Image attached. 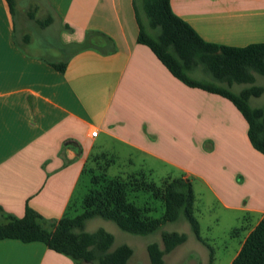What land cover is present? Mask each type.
Segmentation results:
<instances>
[{
  "label": "crops",
  "instance_id": "crops-1",
  "mask_svg": "<svg viewBox=\"0 0 264 264\" xmlns=\"http://www.w3.org/2000/svg\"><path fill=\"white\" fill-rule=\"evenodd\" d=\"M170 3L208 42L264 43V0ZM44 4L31 14L37 18L41 10L61 20L63 44H35L25 30V48L14 8L0 0V207L21 217L29 205L59 220L78 199L90 154L109 152L147 173L148 162L164 164L193 190L199 182L224 208L261 213L247 237L264 215V154L252 146L248 123L232 101L188 86L138 42L135 0ZM88 34L112 43L82 49ZM59 61L67 62L64 72L51 64ZM0 264L78 263L44 242L4 238Z\"/></svg>",
  "mask_w": 264,
  "mask_h": 264
},
{
  "label": "trees",
  "instance_id": "trees-1",
  "mask_svg": "<svg viewBox=\"0 0 264 264\" xmlns=\"http://www.w3.org/2000/svg\"><path fill=\"white\" fill-rule=\"evenodd\" d=\"M8 2L13 10L14 0ZM136 11L138 42L147 45L170 72L188 86L220 94L232 101L248 123L252 146L264 154V104L259 107L250 105L252 97H259L264 92V87L255 83L256 74L264 76V43L238 47L208 42L174 13L170 0H144L147 25L141 19L137 6ZM31 19L41 27H46L53 20L51 15L43 20L33 14ZM103 36L112 43L109 37ZM90 46L87 37L81 48ZM51 64L60 72L67 68L66 61ZM199 66L212 78L194 77L192 74ZM235 84L244 86L235 92L232 90ZM149 175L128 164H120L112 153H92L82 176L86 191L81 198L71 200L59 220H47L29 205L21 217L0 207V239L41 241L50 249L70 256L78 264H127L133 248L120 244L111 249L114 235L103 228L87 231L89 219L102 217L114 221L124 231L145 235L184 216L197 238L205 243L194 214L196 196L191 181L182 176H167L158 183ZM139 192L142 197L162 203L160 217L151 216L154 209L147 204H139L132 197L133 193L136 196ZM187 238L186 233L163 231L161 243L154 241L147 246L151 264H164L165 254L186 242ZM212 260L213 251L210 262ZM231 264H264V215L251 229Z\"/></svg>",
  "mask_w": 264,
  "mask_h": 264
},
{
  "label": "rangeland",
  "instance_id": "rangeland-1",
  "mask_svg": "<svg viewBox=\"0 0 264 264\" xmlns=\"http://www.w3.org/2000/svg\"><path fill=\"white\" fill-rule=\"evenodd\" d=\"M46 0H14V19L17 28L18 43L25 46L23 34L26 30L31 38L36 41L35 44H40L42 41L47 40L58 46L63 44L60 34L63 31L62 22L58 18L54 19L52 15V22L46 27H41L37 22H33L31 16L33 9L38 5L47 7ZM136 6L139 11L141 19L147 25V16L144 11V0H135ZM37 18L46 19L48 14L39 10ZM26 26L24 28V25ZM99 39L96 34H88L89 43L92 47L98 45L101 41L107 39L101 34ZM86 37V38H87ZM55 46V47H56ZM33 52V48L28 49ZM52 59L51 56H49ZM198 79H211V75L205 71L202 66H199L192 74ZM256 84L264 87V76L256 74ZM244 85H233L232 90L239 92ZM264 104V92L259 97H253L250 100L251 106H262ZM138 165V164H137ZM135 165L136 167L140 166ZM149 169L152 179L156 182H161L165 177H181V174L172 172L166 165L150 161L146 165ZM152 167V169H151ZM146 168V171H147ZM151 169V170H150ZM85 179H81L75 197H82L86 191ZM195 184V202L194 214L200 223V233L205 243L200 241L190 223L181 216L177 221H168L161 226L159 230L153 233L141 235L134 234L122 230L114 221L104 219L102 217H94L89 219L86 223L87 231H95L103 228L114 235V244L111 249H114L120 244H128L133 248V255L128 260L127 264H151L147 252L149 243L157 241L161 243V233L163 231H176L186 233L187 241L177 246L170 254L166 255L164 264H229L232 257L236 254L241 241L246 237L248 230L261 216V213H247L238 210H229L224 208L212 194L205 189L199 182ZM139 204H147L154 210L150 213L153 217H160L163 212V206L160 201L153 202L149 197H142L139 192L138 195H132ZM207 244V245H206ZM213 251V260L210 262V253Z\"/></svg>",
  "mask_w": 264,
  "mask_h": 264
},
{
  "label": "built area",
  "instance_id": "built-area-1",
  "mask_svg": "<svg viewBox=\"0 0 264 264\" xmlns=\"http://www.w3.org/2000/svg\"><path fill=\"white\" fill-rule=\"evenodd\" d=\"M97 134H98V131L97 130H95V131L92 132V136H96Z\"/></svg>",
  "mask_w": 264,
  "mask_h": 264
}]
</instances>
